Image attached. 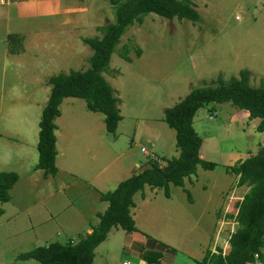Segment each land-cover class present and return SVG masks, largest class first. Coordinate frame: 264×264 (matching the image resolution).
<instances>
[{"label": "rangeland", "instance_id": "rangeland-1", "mask_svg": "<svg viewBox=\"0 0 264 264\" xmlns=\"http://www.w3.org/2000/svg\"><path fill=\"white\" fill-rule=\"evenodd\" d=\"M190 1L197 22L150 14L121 37L103 74L119 100L122 120L115 134L105 131L102 114L89 112L83 100L68 98L54 122L59 125V152L71 158L121 156V163L130 168L148 160L162 167V160L178 156L164 110L192 90L216 87L219 79L228 82L244 70L250 87L264 86V0ZM114 13L108 0H13L0 5V173L19 177L9 202L0 203V257L46 245V238L34 237L37 223L82 192L77 187L75 193L50 195L53 185L35 170L38 122L49 98V79L89 68L92 51L83 40L101 39L99 29L114 22ZM9 35L22 38L16 56L8 53ZM246 114L230 104L199 109L193 128L203 140V161L215 168L197 166L194 189L174 187L169 199L158 190L152 205L136 217L137 228L148 239L174 253V264H196L207 250L229 251V239L238 228L236 203L249 188L237 186V178L225 169L256 155L264 145V137L256 132L259 120ZM142 148L148 154L141 153ZM83 202L84 197L77 206ZM111 241L100 249H109ZM108 253L117 264V255Z\"/></svg>", "mask_w": 264, "mask_h": 264}, {"label": "trees", "instance_id": "trees-1", "mask_svg": "<svg viewBox=\"0 0 264 264\" xmlns=\"http://www.w3.org/2000/svg\"><path fill=\"white\" fill-rule=\"evenodd\" d=\"M80 2L84 0H78ZM113 6L115 20L99 29L102 38H85L83 43L90 48L92 56L89 68L84 72L60 73L49 79L51 86L46 106L42 110L38 124V162L35 170L42 171L44 177L55 176L56 149L55 120L60 116L59 107L65 99L74 98L85 102L91 113L104 116L105 131L114 135L122 117L119 113V100L106 82L103 74L109 70L111 56L115 53L121 37L134 24H141L144 17L153 14L166 20L197 22L199 15L190 0H108ZM22 38L17 35L7 37V50L10 55H18ZM127 51V48H126ZM140 52L137 50V56ZM129 62L128 58H124ZM213 104H230L248 113L251 120H259L256 132L264 134V86L252 88L249 85V72L240 71L237 78L228 82L218 80L216 87L192 90L181 102L164 110V123L175 133V147L178 156L162 160L164 166L150 162L149 167L137 175L120 182L117 188L101 195L107 202L106 211L98 215L99 224L92 233L77 243H51L17 256L19 261L34 260L39 264H93L95 249L102 244L111 229L118 228L126 234L136 231L130 216L133 196L147 186L164 191L169 197L170 186L184 188V180L196 174L197 166L203 170H213L215 164L203 161L199 151L201 137L193 128L197 111ZM226 174L237 178L236 185L246 186L248 192L236 203L234 216L237 230L229 239V251L207 250L196 264H256L264 263V145L257 154L239 161L225 169ZM18 181L16 173H0V203L10 200L9 191ZM188 195V194H187ZM189 197V195H188ZM158 254H147L146 264H158Z\"/></svg>", "mask_w": 264, "mask_h": 264}, {"label": "crops", "instance_id": "crops-1", "mask_svg": "<svg viewBox=\"0 0 264 264\" xmlns=\"http://www.w3.org/2000/svg\"><path fill=\"white\" fill-rule=\"evenodd\" d=\"M63 103L64 101L62 102V104ZM62 104L59 107L60 116L62 115ZM246 115H248V113ZM102 120L104 121V116ZM55 125V165L57 168V174L53 177H44L42 171L38 172H42L41 177L47 182H51V184L53 185L54 188L50 191V195L52 197L64 194L66 191L71 190L73 191V193H75L77 187L82 188V192L76 194L74 196L75 198L73 202L62 208V210H59L58 208L57 210L54 209L53 213H56L54 216L49 215L43 218L39 223H37L38 225L36 227L38 229L35 231L36 233H34V237L36 240L46 238V245L44 246L51 244L52 240L56 238H62L63 243L60 244H66L69 242L77 243L80 239L85 238L87 235H90L92 233V229L99 224L98 215L104 213L108 207L107 202L100 200L101 195L114 191L120 182L132 177L133 175L139 174L140 172L148 168L150 164L149 160L147 164L137 162L134 164L133 168H130L128 166H124L121 163V156H115L110 159L102 155H92V157L84 158L75 156L74 158H71L70 156H67L62 149L60 150V152L58 150L57 142L59 139V129L57 126L59 125L57 123H55ZM260 135L264 137V134ZM199 152L200 158L203 160L204 158L202 156V149H200ZM141 153L146 155L147 151L142 148ZM60 158L61 161L59 162ZM151 159L156 158L153 156L151 157ZM76 166H78V168ZM80 167H82V172H79ZM199 168L200 167L197 168L195 175L190 176L189 178H186L184 180V188H180V190L189 191V189H194V186L197 184L195 176L198 174ZM84 170L86 171V173L84 172ZM49 177L51 179H48ZM172 188L174 187L170 186L168 199L170 198ZM11 190L9 191V195ZM158 190L160 189H151L146 186L142 192H138L133 196L134 206L130 209V216L135 223L136 231L131 234H126L118 228L111 229L106 240L95 249L93 264H116L113 256L108 253L110 251H113V254L117 255V264H146L145 257L147 256V254L151 253L159 255L158 264H174V253L166 251L162 246L156 243L155 240L148 239V237H146V233L140 231L136 226V217L138 216V214H140V210L152 205V201H154L152 199L156 198ZM82 197H84L85 202H83L78 207L77 204L82 200ZM57 202L58 200H56V203ZM46 226H51L52 229H55V234H53L50 227L46 229ZM31 229H33V227H31ZM110 239L112 240V244H109V249H100L102 248L103 244L108 242ZM99 250H102L100 252L101 254L99 253ZM18 255L20 254L4 258L0 257V259L3 258L2 264H39L34 260L17 261L16 258Z\"/></svg>", "mask_w": 264, "mask_h": 264}, {"label": "built area", "instance_id": "built-area-1", "mask_svg": "<svg viewBox=\"0 0 264 264\" xmlns=\"http://www.w3.org/2000/svg\"><path fill=\"white\" fill-rule=\"evenodd\" d=\"M12 1H13V0H0V5L8 6V5H10V3H11ZM142 151H144V150H142ZM127 264H129V263H127ZM150 264H155V263H150Z\"/></svg>", "mask_w": 264, "mask_h": 264}]
</instances>
